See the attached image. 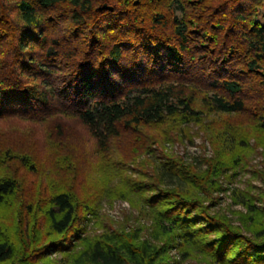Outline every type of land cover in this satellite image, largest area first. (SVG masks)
<instances>
[{
	"label": "trees",
	"instance_id": "trees-1",
	"mask_svg": "<svg viewBox=\"0 0 264 264\" xmlns=\"http://www.w3.org/2000/svg\"><path fill=\"white\" fill-rule=\"evenodd\" d=\"M197 91L211 110L248 113L264 130V0H0V121L75 118L105 153L122 136L141 142L146 127L198 118ZM56 156L58 175L65 164ZM27 157L0 148V210L9 214L8 224L0 217V264L60 253L63 264H181L168 255L174 237L211 264H264V223L249 236L204 202L222 161L152 162L155 192L145 198L154 238H167L159 245L138 232L88 241L80 210L93 203L82 205L72 180L25 196L14 165L34 169Z\"/></svg>",
	"mask_w": 264,
	"mask_h": 264
},
{
	"label": "rangeland",
	"instance_id": "rangeland-1",
	"mask_svg": "<svg viewBox=\"0 0 264 264\" xmlns=\"http://www.w3.org/2000/svg\"><path fill=\"white\" fill-rule=\"evenodd\" d=\"M185 90L191 93L193 88ZM197 92L194 105L202 111L198 118L178 117L164 125L146 127L144 132L149 138L141 142L122 136L111 142L105 153L87 127L71 117L59 120L60 127L56 118L45 122L22 118L2 120L0 148L9 146L35 163L34 169L22 167L20 160L14 165L16 169L20 167L21 191L27 197H44L53 186L72 180L76 198L82 205L90 201L94 206L88 213L80 210L85 217L82 237L88 241L104 233L138 232L141 239L159 245L167 238L164 235L159 240L154 238L157 216L145 198L155 192L149 190L156 180L153 163L175 157L205 169L208 161L215 158L224 162L225 167L215 176L218 187L203 195L204 202L253 236L252 230L264 223V130L248 113L211 110L202 101L201 92ZM56 154L61 157V164H65L58 175L57 168L51 166ZM71 165L73 172L68 178ZM167 180L170 184L176 182ZM7 213L1 208L4 224H8ZM181 241L180 237L171 240L168 255L172 260L181 264H211L209 256L196 248L182 246ZM86 245L87 242L79 244L78 249ZM183 248L191 253L183 254ZM66 255L55 254L37 264H63Z\"/></svg>",
	"mask_w": 264,
	"mask_h": 264
}]
</instances>
